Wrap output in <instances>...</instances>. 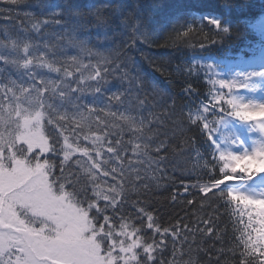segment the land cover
Segmentation results:
<instances>
[{
    "label": "trees",
    "instance_id": "trees-1",
    "mask_svg": "<svg viewBox=\"0 0 264 264\" xmlns=\"http://www.w3.org/2000/svg\"><path fill=\"white\" fill-rule=\"evenodd\" d=\"M262 13L264 0H0V155L9 147L49 155L17 140L39 89L45 107L61 106L69 117L59 129L46 114L42 131L50 144L58 141L53 172L63 166L66 190L96 205L90 216L102 233L112 230L103 255L111 249L115 264L129 259L120 252L132 242L118 235L123 230L141 241L129 264H264L263 245L247 246L249 236L258 238L245 216L223 189L210 187L225 175L203 123L188 112L209 105L211 86L187 66L192 54L248 53L258 37L264 41L256 24ZM26 59L33 60L27 69ZM149 244L151 260L143 251ZM19 255L11 248L0 264Z\"/></svg>",
    "mask_w": 264,
    "mask_h": 264
},
{
    "label": "snow or ice",
    "instance_id": "snow-or-ice-1",
    "mask_svg": "<svg viewBox=\"0 0 264 264\" xmlns=\"http://www.w3.org/2000/svg\"><path fill=\"white\" fill-rule=\"evenodd\" d=\"M55 22L60 23V21ZM33 29L38 30L39 24H33ZM27 50L28 46L25 45V52ZM32 63L33 60L26 59L21 66L27 69ZM42 66L55 70L46 62ZM221 87L226 86L221 85ZM23 91L27 92L28 89ZM77 91H83V89L78 88ZM40 95L41 90L38 89L36 98L29 99L32 110L24 115L19 125L22 131L17 140L27 145V152H32L36 148L41 153H49V155L28 156L23 150L17 153L12 147L8 149L9 155H0V229H10L8 232H0V255L15 248L22 254L16 257L15 264H115L116 258L112 255L111 249L108 250L107 256L102 254L104 238L112 239V230L102 233L103 225L96 226L97 215L90 216V210L96 205L83 198L75 188L72 191L66 190L63 166L60 175L53 172L55 164L52 157L59 155L56 146L58 141L50 144V140L45 138L42 121L47 114L46 123L56 127L58 121L67 120L69 117L67 113L60 111L61 106L48 104L45 107L40 100ZM111 99L119 100L120 96L114 95ZM233 107L236 109L234 115L242 120H252L257 117L264 119V107L258 110L235 104ZM80 118L84 119L82 114ZM129 123L131 124V121ZM58 127L63 129L62 124ZM64 140V147L69 148L68 137L64 136ZM100 141L101 137L97 136L94 143ZM136 147L138 148L139 145ZM2 148L3 145L0 144V150ZM72 151L76 149L73 148ZM108 151L116 152V149L109 146ZM82 152L84 155L88 154L87 149H83ZM96 155L100 156L99 150ZM68 158L69 153L64 152V160L67 161ZM219 159L230 161L220 169L221 172L227 169L225 176L228 179L231 178L229 173L235 174L238 169L246 174L264 173V152H257L251 156L221 154ZM92 167L98 168L95 159L92 161ZM223 183V180L218 179L210 187L219 188ZM208 190L207 186L200 189L201 192ZM227 195L247 211L249 226L254 217V222L260 225V228L256 230L258 240L249 236L247 246L252 247L254 251L255 243L264 245V199L250 198L231 191ZM85 203L87 206H84ZM109 203L113 208L116 207L115 198ZM104 211L105 209L97 208V214ZM138 211L144 212V209L139 208ZM147 220L148 227L152 228L153 216L147 215ZM108 221L109 216L104 215V223L107 224ZM126 227V224L121 225V229ZM167 231L168 229H164L165 233ZM118 235L126 236L132 241L126 247L121 243L120 252L131 254L129 259L135 261L137 257L133 250L141 247V241L136 238V232L122 230ZM153 247L149 244L143 248L149 260L152 259ZM129 259H125L124 264H129Z\"/></svg>",
    "mask_w": 264,
    "mask_h": 264
},
{
    "label": "rangeland",
    "instance_id": "rangeland-1",
    "mask_svg": "<svg viewBox=\"0 0 264 264\" xmlns=\"http://www.w3.org/2000/svg\"><path fill=\"white\" fill-rule=\"evenodd\" d=\"M260 30L264 33V28ZM253 59V63L262 62L264 50L260 56ZM229 64V61L195 56L190 58L189 65L193 67L192 69L196 73L204 75V78L213 85V90L209 95L210 105L205 107L203 112L190 110L189 116L194 122L202 121L204 127L206 125L205 130L214 145V149L216 151L223 149L225 155L227 154L226 156H251L257 152H264V119L259 117L252 120L235 119L231 114L221 111L223 109L221 103L228 100V97H233L231 106L233 104L247 106L251 110L264 107V73L259 72L258 75L246 80L248 78L244 76H249L241 74V71H237L236 74L228 73L226 66ZM257 68L259 67L255 66L253 69ZM221 85L226 87H221ZM259 173L236 172L232 174L235 177L225 178L224 183L220 186H223L228 192L231 191L255 199H264V186L257 189V191H262L261 193L253 190L252 193L255 194L252 196L249 187L250 182L256 178L254 176ZM257 194H259L258 197H256Z\"/></svg>",
    "mask_w": 264,
    "mask_h": 264
}]
</instances>
